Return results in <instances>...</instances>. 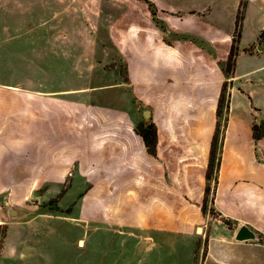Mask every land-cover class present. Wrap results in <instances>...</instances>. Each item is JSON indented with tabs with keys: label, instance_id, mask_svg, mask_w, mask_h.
Segmentation results:
<instances>
[{
	"label": "crops",
	"instance_id": "0c3cea01",
	"mask_svg": "<svg viewBox=\"0 0 264 264\" xmlns=\"http://www.w3.org/2000/svg\"><path fill=\"white\" fill-rule=\"evenodd\" d=\"M22 8L80 24L95 51L81 59L125 70L70 87L65 70L23 69L0 50L4 203L70 173L67 200L91 190L74 212L0 208V264H264V0H0L5 14ZM144 111L154 155L135 130ZM241 227L253 238L237 240Z\"/></svg>",
	"mask_w": 264,
	"mask_h": 264
},
{
	"label": "rangeland",
	"instance_id": "374dc122",
	"mask_svg": "<svg viewBox=\"0 0 264 264\" xmlns=\"http://www.w3.org/2000/svg\"><path fill=\"white\" fill-rule=\"evenodd\" d=\"M68 32H70V36H63ZM83 32L85 30L80 24L65 21L61 13L45 12L42 8H37L36 10L22 8L10 14H5L0 10V42H3L4 39L12 38L11 36L18 38L15 41V45L11 44L14 42L11 41L9 44L0 45V50L5 48L6 51L15 50L20 52V57L18 56V58H21L19 64H21L23 69L41 70L48 68L58 73L65 70L64 73L67 75L64 80L70 87L88 85L92 81L96 82V85L110 83L117 80L116 73L118 71L120 78L124 79L125 67L122 61L81 59L84 53L95 52L93 46L84 43L85 41H83L81 36ZM224 105L225 97L224 94H221L219 108L217 109L218 115L224 114ZM148 121L143 120V123L137 126L135 129L137 133L151 125L148 131L156 134V128L152 123L149 124ZM217 147L218 140L215 138L211 143L207 171V179L209 180L216 164ZM66 176L60 182V186L57 187H51V183H45L29 191L22 190L23 196H26V201L23 204L11 203L6 205L4 196L0 195V208L3 211L15 210V207L18 209L28 208L38 213L74 212L78 208L80 198L91 190L87 188L67 200L73 190L70 188L71 173ZM208 193L209 188L206 189L205 199ZM64 200L69 202V204L66 207H61ZM108 207H110V204H107L105 208ZM205 207L203 205V210L206 209ZM85 208V211H93V205H86ZM210 212L214 213L212 209Z\"/></svg>",
	"mask_w": 264,
	"mask_h": 264
},
{
	"label": "trees",
	"instance_id": "16d2710c",
	"mask_svg": "<svg viewBox=\"0 0 264 264\" xmlns=\"http://www.w3.org/2000/svg\"><path fill=\"white\" fill-rule=\"evenodd\" d=\"M242 9H243V4H241L239 11L237 13V16H236L235 35H234L233 42L231 44L229 54L227 57V61H226V73H228V74H231V72L233 70L235 56L237 55L236 44H237V41L239 38V29H240L242 15H243ZM260 39L264 40V30L260 34ZM150 127H151V125L148 126L146 129L140 130L139 135L141 136L147 151L151 155H154L155 154V144H156V134H155V132L151 133L148 131V129H150ZM253 131H254L255 138H258L260 135V130L256 126H254Z\"/></svg>",
	"mask_w": 264,
	"mask_h": 264
},
{
	"label": "water",
	"instance_id": "95a60500",
	"mask_svg": "<svg viewBox=\"0 0 264 264\" xmlns=\"http://www.w3.org/2000/svg\"><path fill=\"white\" fill-rule=\"evenodd\" d=\"M143 118H144V120L149 119V111L143 112ZM252 238H253V235L245 227H241L238 230L237 235H236V239L239 241L248 240V239H252Z\"/></svg>",
	"mask_w": 264,
	"mask_h": 264
}]
</instances>
